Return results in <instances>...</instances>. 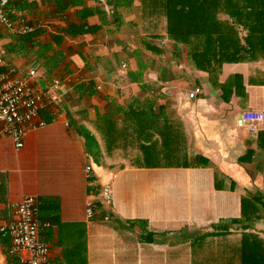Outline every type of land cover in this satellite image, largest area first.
I'll return each instance as SVG.
<instances>
[{"label": "crops", "instance_id": "1", "mask_svg": "<svg viewBox=\"0 0 264 264\" xmlns=\"http://www.w3.org/2000/svg\"><path fill=\"white\" fill-rule=\"evenodd\" d=\"M23 1L0 26V67L36 69L46 126L21 149L0 137V225L32 196L48 264H264V117L255 132L241 117L264 115L255 0H147L144 15L142 0ZM23 24L39 33L23 42ZM105 185L110 218L90 222ZM9 247L0 233V264H20Z\"/></svg>", "mask_w": 264, "mask_h": 264}, {"label": "built area", "instance_id": "2", "mask_svg": "<svg viewBox=\"0 0 264 264\" xmlns=\"http://www.w3.org/2000/svg\"><path fill=\"white\" fill-rule=\"evenodd\" d=\"M11 0H0V26L13 29L14 23L6 13ZM22 16L18 15V18ZM33 27L23 24L18 30L20 33H31ZM8 52L0 46V65L5 64ZM126 69V64L121 66ZM36 75V69L27 66L23 70L17 67H8L0 71V137L9 138L16 149H21L31 133L44 128L46 122L40 118L44 107L45 92L36 91L31 80ZM58 90L59 82L54 80L51 87ZM200 91L196 87L190 92L193 98ZM62 121V114L55 115ZM242 120L248 124L249 131L255 132L263 121V113L247 111L242 114ZM65 125L68 124L65 122ZM87 177L90 178L91 169L88 168ZM114 194L110 185H105L100 190L99 200L88 203L85 213L88 221L92 222L100 213H104V220L110 218L109 210L112 207ZM11 219L0 225V233L10 238V255H18L20 264H48L50 252L49 245L43 240V231L50 227V222L42 220L36 199L32 196L11 203Z\"/></svg>", "mask_w": 264, "mask_h": 264}, {"label": "trees", "instance_id": "3", "mask_svg": "<svg viewBox=\"0 0 264 264\" xmlns=\"http://www.w3.org/2000/svg\"><path fill=\"white\" fill-rule=\"evenodd\" d=\"M223 1V3H224V5H225V2H229V1H238V0H222ZM243 1H245V0H243ZM25 4H28L27 3V1H23ZM167 2H168V0H167ZM262 2H264V0H255V3L258 5V6H256V8L257 9H255V22H259V20L258 19H261L262 17H264V11H262L261 10V4H262ZM147 0H142V7H141V9H139V12L141 13V14H143L144 15V10L146 11V9H147ZM228 8V7H227ZM13 9V8H12ZM23 9V8H22ZM11 10V5H9V7H7V9H6V13L8 14L9 13V11ZM24 10V9H23ZM260 23H262V20H260ZM254 26V29H250V31H249V35H255V37H256V40L253 42V45H256L258 42L260 43V45H262V42H261V38H258L259 36H261L260 34H259V32H258V29L260 28V24H258V27L256 28V24L255 25H253ZM39 33V30H36V31H32V33H29V34H26L25 33V35H21L20 36V39L23 41V42H25L26 40H29L31 37H34V36H36L37 34ZM258 38V39H257ZM258 40V41H257ZM181 44H179V43H177V42H175V41H173V42H170L169 43V49H168V52H169V54L172 56V58L174 59V60H178V61H181V60H183L181 57H178V55H177V53H175V51L177 50V49H181ZM2 69L4 70L5 68L3 67H0V71H2ZM51 82L53 81V79H51L50 80ZM72 122V124L73 123H75V121H71ZM82 132H83V135L86 137V140H87V142L89 143V141H93L94 140V138H93V136L92 135H87V134H85V127H84V129L82 130ZM247 145H249V140H247ZM96 152L94 151L93 153H92V155H94ZM250 155H256V153H253L252 152V154H251V152L250 151H248L247 153H246V157H249ZM260 155V154H259ZM187 157V156H186ZM194 159H195V157L193 156V155H189L188 156V163H192V162H195L194 161ZM242 159H243V161H245V156L244 157H242ZM256 161V160H255ZM257 168H259V170H260V172H263V170H264V165H262V166H259V167H257ZM99 197H100V192L99 191H94L93 193H92V195H91V197L89 198V200H88V203H95V202H97L98 200H99ZM38 209H39V207H38ZM40 213V212H39ZM40 218H41V216H40ZM42 219V218H41ZM43 220V219H42ZM2 234V233H1ZM5 236H7V235H5Z\"/></svg>", "mask_w": 264, "mask_h": 264}, {"label": "rangeland", "instance_id": "4", "mask_svg": "<svg viewBox=\"0 0 264 264\" xmlns=\"http://www.w3.org/2000/svg\"><path fill=\"white\" fill-rule=\"evenodd\" d=\"M10 37H11V36H10ZM32 53L34 54V53H36V51H32ZM33 54H32V55H33ZM25 55H26V54H25ZM28 56H29V55H28ZM22 57H23V56H22ZM25 57H26V56H25Z\"/></svg>", "mask_w": 264, "mask_h": 264}, {"label": "clouds", "instance_id": "5", "mask_svg": "<svg viewBox=\"0 0 264 264\" xmlns=\"http://www.w3.org/2000/svg\"><path fill=\"white\" fill-rule=\"evenodd\" d=\"M0 66H1V65H0ZM35 76H36V75H35ZM35 76H34V77H35ZM34 77H33V78H34ZM53 83H54V81H53ZM45 93H46V92H45Z\"/></svg>", "mask_w": 264, "mask_h": 264}]
</instances>
